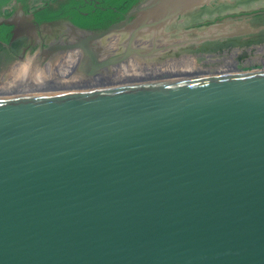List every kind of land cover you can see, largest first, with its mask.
Masks as SVG:
<instances>
[{
	"label": "water",
	"instance_id": "1",
	"mask_svg": "<svg viewBox=\"0 0 264 264\" xmlns=\"http://www.w3.org/2000/svg\"><path fill=\"white\" fill-rule=\"evenodd\" d=\"M246 1L143 0L64 48L83 88L0 98V264H264V68L106 81L264 41L260 7L184 24Z\"/></svg>",
	"mask_w": 264,
	"mask_h": 264
},
{
	"label": "flooded vegetation",
	"instance_id": "2",
	"mask_svg": "<svg viewBox=\"0 0 264 264\" xmlns=\"http://www.w3.org/2000/svg\"><path fill=\"white\" fill-rule=\"evenodd\" d=\"M142 1L122 0L119 7H114L113 0H0V75L6 68H17L18 65L27 64L29 60L39 61L41 54H51L52 57L63 59L67 52L64 48L75 43V32L103 31L125 20ZM260 4L263 5L258 11H264V3ZM254 5L256 2L249 1L231 9ZM258 11L239 12L232 16ZM219 20L221 18L213 22ZM54 26L60 28L52 35L51 27ZM257 47L261 50L257 49L254 54H263V47ZM52 57L45 59L38 67L44 73H54L57 68L49 65ZM75 68L76 65H71L69 69ZM225 68L232 69L231 66ZM47 80L45 79V83Z\"/></svg>",
	"mask_w": 264,
	"mask_h": 264
},
{
	"label": "bare ground",
	"instance_id": "3",
	"mask_svg": "<svg viewBox=\"0 0 264 264\" xmlns=\"http://www.w3.org/2000/svg\"><path fill=\"white\" fill-rule=\"evenodd\" d=\"M249 1L256 2V5L251 6L249 8H243V9H250L253 7H260L264 3V0L261 1H254V0H248L243 3H247ZM259 3V4H258ZM240 4V3H238ZM237 4V6H238ZM235 7V6H234ZM233 7V8H234ZM232 7H217L216 9L210 10V11H204L201 14L194 15L190 19H187L184 21V24L195 22L196 20H200L201 18L205 17H213L214 15L223 14L228 12L227 10H234L231 9ZM242 8H238L236 10H240ZM229 10V11H230ZM60 27L54 26L51 27L50 34H55ZM116 40H112L111 44L108 45L110 47H115ZM264 46V41L263 43ZM260 44V45H261ZM259 44H250L245 45L241 48H248L249 46H260ZM231 48V47H229ZM240 49V48H239ZM236 49H231L229 51H233L235 53ZM192 54V53H191ZM191 54H184L178 58L172 57L171 55L166 56L164 59H161L158 61V63H147V61L144 63L143 61H138L135 59H131L128 61V63L121 65L118 69H116V73L114 74V77L109 79L107 78L106 81L108 83L115 84H139L149 81H159V80H166V79H173V78H183V77H191V76H200L201 72H196L195 67L191 68H174L172 67L169 72L173 73L172 77L166 78V77H159L158 80H150V78L160 75L161 73H164L165 70H158L165 68L167 65H171L174 63H179V65L184 64H190L194 60L187 61L185 63L184 61L190 57H195L197 59L195 60H201L204 57L210 58L212 56H208L207 53H204V55H191ZM213 56L216 54H212ZM203 56V58H202ZM49 57H52L51 54H41L39 61H28L27 64H21L18 65L17 68L10 67L3 70L2 74L0 75V98L2 97H8V96H21V95H29V94H37V93H45V92H52V91H60L63 89H78L79 87L84 86V79L82 75H79L76 73L75 70L69 69L71 65L78 64L81 52L78 50H72L67 51L65 53V57L63 59H59L58 57H52L50 59L49 65H55L57 68L55 69L54 73H51L49 71L43 72L38 67L41 66L43 61ZM171 57V58H169ZM235 64L229 65L232 69L225 68L223 70L224 74L226 73H234L235 70ZM190 66H193L190 64ZM157 69V70H156ZM181 69V74H178V71ZM166 72V71H165ZM222 72V71H220ZM162 78V79H160ZM45 79H48L47 83H45Z\"/></svg>",
	"mask_w": 264,
	"mask_h": 264
},
{
	"label": "rangeland",
	"instance_id": "4",
	"mask_svg": "<svg viewBox=\"0 0 264 264\" xmlns=\"http://www.w3.org/2000/svg\"><path fill=\"white\" fill-rule=\"evenodd\" d=\"M227 15V14H226ZM224 16H217L213 21H215L216 19L219 18H223ZM212 21V22H213ZM262 42H255L252 43L254 44H261ZM250 45V44H249ZM235 46L234 44H214V45H210L209 47H207V49H204V53H207L208 56H212L210 58H202L201 60H195L197 58L195 57H190L187 58L184 62L187 63V61H192L190 64L193 66H190V64H184V65H179V63H174L171 64L170 66L167 65L165 66V68L162 69H158V70H165L164 73H161L160 75L154 76L152 78H150V80H158L159 77H172L173 73L169 72V70L174 67V68H191V67H195L196 68V72H201L202 75H207V74H212V73H217V74H224L223 70H225V67L231 65V64H235V68L239 71H246V70H251V69H262L264 68V53H259V54H254L255 51L258 48L257 46H249L248 48H237V50L235 51V53L233 51H229L232 48L229 47H233ZM261 47L264 46L263 44L260 45ZM261 50V49H260ZM250 51V52H249ZM192 53V54H191ZM203 53V55H204ZM188 54L194 55V52H189ZM212 54H216V55H212ZM263 60V61H262ZM172 66V67H171ZM181 69L178 71L177 75H180L181 73ZM157 70V69H156ZM222 71V72H220ZM162 79V78H160Z\"/></svg>",
	"mask_w": 264,
	"mask_h": 264
},
{
	"label": "trees",
	"instance_id": "5",
	"mask_svg": "<svg viewBox=\"0 0 264 264\" xmlns=\"http://www.w3.org/2000/svg\"><path fill=\"white\" fill-rule=\"evenodd\" d=\"M122 4V0H113V6L114 7H119ZM114 14V12H113Z\"/></svg>",
	"mask_w": 264,
	"mask_h": 264
}]
</instances>
